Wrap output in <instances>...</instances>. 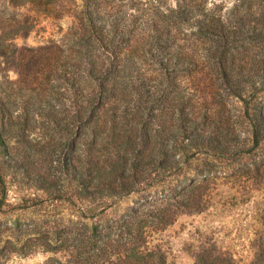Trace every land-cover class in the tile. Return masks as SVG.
Returning <instances> with one entry per match:
<instances>
[{
	"label": "trees",
	"instance_id": "16d2710c",
	"mask_svg": "<svg viewBox=\"0 0 264 264\" xmlns=\"http://www.w3.org/2000/svg\"><path fill=\"white\" fill-rule=\"evenodd\" d=\"M227 1L0 0V218L47 238V264H175L158 232L247 204L243 250L207 242L194 264H264V0Z\"/></svg>",
	"mask_w": 264,
	"mask_h": 264
},
{
	"label": "rangeland",
	"instance_id": "374dc122",
	"mask_svg": "<svg viewBox=\"0 0 264 264\" xmlns=\"http://www.w3.org/2000/svg\"><path fill=\"white\" fill-rule=\"evenodd\" d=\"M76 1L78 2L77 5L81 4L80 0ZM233 1L229 0L227 3L232 5ZM70 23L69 18L62 19L60 24L40 23L31 34L19 36L14 43L19 47L44 45L51 38H59V26L65 31ZM11 76H14V73H11ZM29 196L30 192L28 190H22L20 187L15 186L10 192V201L23 203V200L28 199ZM133 201V199H129L123 203L122 207L118 206L116 214L111 210H108V212L112 216L113 214L119 216L124 213L129 204H133ZM253 209L252 205L247 204L228 206L226 209L211 208L203 213H183L173 224L156 234V243L161 246L168 260L175 264H194L195 256L201 246L216 240L230 244L241 252L251 236L249 223L251 222L250 217ZM37 219V215L22 216V229L33 228V221ZM16 220L17 216L15 214L0 218V264H47L50 257L53 256L52 252L44 250L41 246L47 243V238L29 240L28 237L25 238L20 235L21 239L17 240L13 234ZM22 246L25 247L24 252L20 251ZM35 246L39 247L36 252L29 255L24 254L25 251H30Z\"/></svg>",
	"mask_w": 264,
	"mask_h": 264
}]
</instances>
